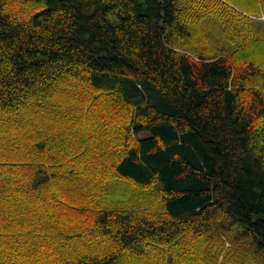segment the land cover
I'll list each match as a JSON object with an SVG mask.
<instances>
[{
  "label": "trees",
  "instance_id": "trees-1",
  "mask_svg": "<svg viewBox=\"0 0 264 264\" xmlns=\"http://www.w3.org/2000/svg\"><path fill=\"white\" fill-rule=\"evenodd\" d=\"M261 16L0 0V264H264ZM117 178L165 208L103 207Z\"/></svg>",
  "mask_w": 264,
  "mask_h": 264
},
{
  "label": "rangeland",
  "instance_id": "rangeland-1",
  "mask_svg": "<svg viewBox=\"0 0 264 264\" xmlns=\"http://www.w3.org/2000/svg\"><path fill=\"white\" fill-rule=\"evenodd\" d=\"M259 19L264 22V16ZM214 21L211 20L210 24L206 25L207 32L213 37L221 34L220 23ZM215 44L226 53H231L235 49V44L228 40H220ZM108 188L109 195L106 201L103 200L105 203H101L103 207L155 212L162 211L165 208L164 201L157 196L158 186L143 188L128 178H117L108 181Z\"/></svg>",
  "mask_w": 264,
  "mask_h": 264
}]
</instances>
